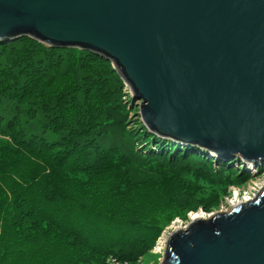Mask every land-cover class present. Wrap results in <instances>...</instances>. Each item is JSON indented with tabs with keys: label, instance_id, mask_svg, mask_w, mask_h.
I'll return each instance as SVG.
<instances>
[{
	"label": "trees",
	"instance_id": "16d2710c",
	"mask_svg": "<svg viewBox=\"0 0 264 264\" xmlns=\"http://www.w3.org/2000/svg\"><path fill=\"white\" fill-rule=\"evenodd\" d=\"M122 89L96 55L0 42V264L134 263L173 219L218 205L201 185L230 163L148 132Z\"/></svg>",
	"mask_w": 264,
	"mask_h": 264
},
{
	"label": "water",
	"instance_id": "95a60500",
	"mask_svg": "<svg viewBox=\"0 0 264 264\" xmlns=\"http://www.w3.org/2000/svg\"><path fill=\"white\" fill-rule=\"evenodd\" d=\"M19 38L109 62L151 134L264 164V0H0ZM172 233L161 264H264V187Z\"/></svg>",
	"mask_w": 264,
	"mask_h": 264
},
{
	"label": "rangeland",
	"instance_id": "374dc122",
	"mask_svg": "<svg viewBox=\"0 0 264 264\" xmlns=\"http://www.w3.org/2000/svg\"><path fill=\"white\" fill-rule=\"evenodd\" d=\"M122 94H123L124 104L128 105L127 102L129 99L132 103H134L137 109L135 116H137L141 102L133 101L130 96V92L128 88H126L125 86H124V89H122ZM129 108H131L130 105H128V109ZM48 140L52 141L54 140V138L48 136ZM223 161L225 163L226 162L230 163V165H228L227 168H224V172H223L224 175L222 177V180H220L219 178H216L217 180L214 181L213 184H210L207 181H204L202 182V185H201L202 190L206 191L205 197L211 194L219 195L221 191L225 192L224 195H221L220 200L218 201V205L216 207L211 208L210 211H205L204 209L199 208L196 212H189L185 215V218L182 220L180 218L173 219L171 222L168 223V225H165L163 227V230L161 231L159 235L160 237L158 238L157 242H159V240L164 236L165 233H168V232L169 234L170 232L172 233L174 231L172 227L174 226L177 227V225H179L178 224L179 222H181L182 225H184L183 227L185 228L190 223L189 222L190 214L202 213V214H206L207 216H210L215 213L229 211L231 207L230 204L233 203L235 200L237 201L239 200L242 202V200L245 199L246 196H248L247 194L251 192L252 189L257 190V189H261L264 187V171L262 172L258 171V168L263 169V167H261L263 164L250 165L248 167V166H244L242 163H232V161H235V159L223 160ZM214 163H215L214 168H216L218 165L216 162ZM172 171L173 170H171V168L166 172L161 170L158 173V178L161 181H164L165 178H167ZM231 171H233V174L229 175V177H224L226 176L228 172H231ZM243 174H246L247 176H249V178L245 182H240L236 184L235 181H237V178L239 176L243 177ZM223 183H226V186H224L225 184ZM166 184H167L166 181L160 184V188L163 191L166 190ZM162 197H163L162 191L155 190V192L153 193V201L156 203H159L160 201H162ZM164 245H165V241H164ZM162 255H163V251L153 252V250L150 249L148 253L140 257L137 260V262H134V263L133 262L131 263L122 262L121 263V262L116 261L113 258H110L108 259L107 264H161Z\"/></svg>",
	"mask_w": 264,
	"mask_h": 264
},
{
	"label": "bare ground",
	"instance_id": "6f19581e",
	"mask_svg": "<svg viewBox=\"0 0 264 264\" xmlns=\"http://www.w3.org/2000/svg\"><path fill=\"white\" fill-rule=\"evenodd\" d=\"M248 198H250V197H248ZM248 198L247 197H245V199L244 200H242V202H246V200H248ZM241 203V201H237V200H235L233 203H232V205L233 206H236V205H238V204H240ZM225 212H227V211H225ZM221 213V212H220ZM211 216V215H210ZM209 216H207L206 214H202V213H196V214H190V218H189V222H191V221H196V220H205V219H207ZM179 225H177V227H172V229H174V231L173 232H175L176 230L178 231V230H184V225H182V223L181 222H179L178 223ZM171 233V232H170ZM173 234V233H172ZM168 235H169V232L168 233H165L164 234V236L161 238V241H163V242H160V245L158 246V242H156V244H155V246L153 247V252L154 251H156V252H161V251H163L164 250V240H166V238L168 237ZM158 241V240H157ZM158 248V249H157Z\"/></svg>",
	"mask_w": 264,
	"mask_h": 264
},
{
	"label": "built area",
	"instance_id": "2783aa9c",
	"mask_svg": "<svg viewBox=\"0 0 264 264\" xmlns=\"http://www.w3.org/2000/svg\"><path fill=\"white\" fill-rule=\"evenodd\" d=\"M261 189H262V188H261ZM261 189H257V190L252 189L251 192H249V193L247 194L248 196H246L247 198L250 197V198H248V200H246V202L249 201V200H251V199L256 195V193H257L258 191H260ZM243 200H244V199H243ZM233 201H234V200H233ZM241 203H245V202H241ZM230 206H231V207H230V210H231L234 206L232 205V203L230 204ZM230 210H229V211H230ZM229 211H227V212H229ZM160 242H162L161 239H160L159 242H158V246L160 245ZM157 249H158V248H157Z\"/></svg>",
	"mask_w": 264,
	"mask_h": 264
}]
</instances>
